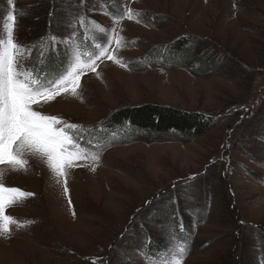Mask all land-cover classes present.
<instances>
[{
	"label": "rangeland",
	"instance_id": "rangeland-1",
	"mask_svg": "<svg viewBox=\"0 0 264 264\" xmlns=\"http://www.w3.org/2000/svg\"><path fill=\"white\" fill-rule=\"evenodd\" d=\"M10 9L24 64L27 50L35 56L28 69L36 70V52L44 56L40 42L57 37L41 77L66 74L76 46L87 61L116 34L123 46L112 39L108 51L126 67L97 60V72L81 76L80 98L58 96L39 109L82 125V143L101 159L68 170L67 194L38 158L26 173H6L5 186L34 195L6 211L24 226L0 237V264H149L185 241L184 264H264V0H0V36ZM128 9L133 18L120 19ZM181 39L209 55L210 69L130 68L171 54ZM150 103L210 116L213 127L184 142L105 125L123 107Z\"/></svg>",
	"mask_w": 264,
	"mask_h": 264
},
{
	"label": "snow or ice",
	"instance_id": "snow-or-ice-1",
	"mask_svg": "<svg viewBox=\"0 0 264 264\" xmlns=\"http://www.w3.org/2000/svg\"><path fill=\"white\" fill-rule=\"evenodd\" d=\"M124 18L131 20L133 10L124 12L120 19ZM85 19V16H80L79 23L84 25ZM9 20L12 23L5 29L6 36H0V237L5 238L11 235L14 228L24 226L16 217L6 214L7 209L22 204L34 195L19 188L5 186L7 172L26 173L31 167L30 158H38L47 165L57 182H61L62 178L64 192L67 194L68 170L79 166L78 161H90L98 165L101 159L99 153L91 152L82 143L83 137L80 133L86 131L82 125L67 123L62 118L44 114L39 109L58 96L71 95L80 98L78 89L81 87V76L86 70L97 72V60L107 57L121 67H126L108 51L112 39L117 48L123 46L124 38L116 34L105 45L96 44V53H85L88 56L87 61L82 60L79 46H76L72 51L70 70L66 74H61L56 79L41 77L24 67V46L14 38L16 18L10 15ZM115 22L119 24V20ZM89 24L108 35V29L97 22L89 21ZM50 40L55 44L57 37L50 36ZM27 52L30 56L31 50ZM40 56L43 57V52ZM92 170L95 171V167ZM188 251L186 241L170 242L166 251L160 253L155 260L148 257V262L184 264ZM93 264L96 262L93 261Z\"/></svg>",
	"mask_w": 264,
	"mask_h": 264
},
{
	"label": "trees",
	"instance_id": "trees-1",
	"mask_svg": "<svg viewBox=\"0 0 264 264\" xmlns=\"http://www.w3.org/2000/svg\"><path fill=\"white\" fill-rule=\"evenodd\" d=\"M69 14L75 16L76 10H72ZM73 27H68V31ZM50 36L52 35L49 34L41 41L42 44L44 41L47 44L42 59H40V53L36 52V70L41 75L48 71L49 62L55 60L53 54L55 45L51 43ZM191 46H193L191 39H181L168 48L171 54H161L163 51L160 50L158 51L159 54L153 55L152 58L145 57L141 65L137 63V65L130 68L145 69L147 68V62L152 63V65L163 62L169 68H182L185 65L197 62L196 65L200 68L198 72H206L210 69L213 60H210L209 55L205 56L204 54L203 57L196 55L194 50L189 48ZM213 124L212 117L199 112L184 111L151 103L137 107H123L113 112L105 123L109 129L116 132H123V128L128 125L130 131L134 134L147 133L154 137H175L184 142L196 141L203 137L212 129ZM112 135H115V133H112Z\"/></svg>",
	"mask_w": 264,
	"mask_h": 264
}]
</instances>
